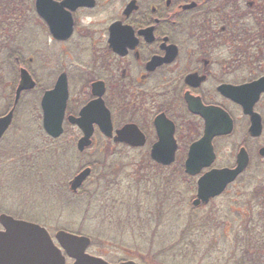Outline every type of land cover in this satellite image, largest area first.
I'll return each instance as SVG.
<instances>
[{
	"label": "flooded vegetation",
	"instance_id": "af4514ba",
	"mask_svg": "<svg viewBox=\"0 0 264 264\" xmlns=\"http://www.w3.org/2000/svg\"><path fill=\"white\" fill-rule=\"evenodd\" d=\"M0 65L2 69L18 71L14 82L8 83L5 97L3 96L7 104L0 117L11 111H14V116L13 124L4 134L0 145L7 139L21 113L18 106L24 100L23 96L38 91L39 97L36 100L41 108L45 92L56 90L59 79L64 74L68 99L63 134L57 139L49 137L52 141H62L71 135L65 143L69 147H77L84 131L71 118L79 119L84 108L91 102L100 99L103 101L110 112L113 136H106L100 127L95 126L91 147L104 156L98 161L102 165V190L106 188L110 175L106 165L118 156L113 152L108 153L106 149L139 153L140 156L134 157L130 165L140 162L160 166L164 170L180 165L176 179L185 177L189 150L202 139L206 130V120L190 111L188 99L197 100L205 107L221 108L234 121V131L230 135L218 136L213 141L216 161L212 168L203 171L200 176L190 178L195 185V197L191 202L195 210L208 208L244 175L230 184L220 196L211 199L209 204H193L197 198L198 180L214 168L235 167L238 153L245 147H240L234 166L216 165L220 160L218 142L230 138L239 128V119L234 116L232 108L240 111V118L247 122V128H243V132L245 131L248 139L264 141V110L261 109L264 105V93L254 106L255 112L261 116L263 133L259 138H253L249 133L250 116L244 114L240 105L226 98L219 90L224 85L241 86L264 77V0H0ZM40 66L49 67L52 71L49 88L41 93L42 87L33 73ZM22 69L32 74L37 85L32 90L22 92L16 102ZM248 70L252 71L251 77L245 72ZM23 103L24 101L22 105ZM41 112L43 116L42 108ZM34 113L35 110L29 112L31 116ZM159 122L167 129L170 123L174 126L173 137L177 150L175 162L170 166H164L152 157V149L159 142ZM127 126H133L142 133L145 138L143 146L135 147L114 140L117 132ZM263 146L264 143L259 147L258 153ZM183 149L186 150L184 159L179 154ZM247 152L250 156L249 170L252 160L249 151ZM92 164H84L81 169ZM87 182L74 193L76 196L87 193L83 190ZM180 187L177 182L178 189L166 192L162 195L163 198L162 192H159L158 204L153 214L155 221L137 222L141 226L144 224V228L153 235L148 239L151 246L144 250L145 253L123 250L120 253L118 242L112 247V240L104 245L92 239L87 254L103 259L108 264H169L176 261L174 258H181L183 255L194 259H211L212 254L216 256L212 263L215 264L217 253L211 252L217 251V248L208 246L205 253H202L198 247L193 253L176 254L165 252L168 251L167 248H154L160 239L169 245H180L189 236L197 239L199 242L196 243L199 245L208 242L215 247L220 240L216 237L219 233L205 231L201 227H219L222 228L221 231L232 229V223L168 219L169 214L166 212L170 213L171 210L180 213L184 197V189L180 190ZM145 192L142 191L140 196L145 195ZM141 208L142 212L138 213H143L144 207ZM159 215L163 220L161 222L157 221ZM256 225L253 222L242 224L249 227ZM190 227L195 229L189 230ZM166 229L176 230L167 234H170L169 241L161 237ZM222 233L228 234L226 231ZM207 234L214 237L210 241L200 239ZM232 234L233 232L231 236ZM230 240V245L248 242V239L236 237H231ZM249 240L259 243L264 238ZM103 248H107L108 252H102L100 249ZM245 248L246 252L242 253L244 259L264 250V247L254 244L246 245ZM238 249L239 246L226 255L228 264H236L234 260ZM208 252L211 254H207ZM257 255L259 260L260 257L264 258V253ZM261 260L257 264H264ZM74 263L75 260L67 258V264Z\"/></svg>",
	"mask_w": 264,
	"mask_h": 264
},
{
	"label": "rangeland",
	"instance_id": "374dc122",
	"mask_svg": "<svg viewBox=\"0 0 264 264\" xmlns=\"http://www.w3.org/2000/svg\"><path fill=\"white\" fill-rule=\"evenodd\" d=\"M245 72L248 74L247 76L251 77V70ZM15 73L17 76V70L2 69L0 65V115L5 111L7 104L3 96L7 91L8 83L14 80ZM33 73L42 87L40 93L44 89H48L52 76L51 69L40 66L33 70ZM36 97H39L38 91L23 96L24 103L22 105V101L18 106V109L21 108V113L7 139L3 140L0 145V214L8 213L19 219L37 222L46 227L52 234L63 228L76 234L89 236L97 243L104 245L112 240L113 243L110 241L112 247H115L113 246L116 245L115 242L119 243L116 247L120 253L123 251L145 253L144 250L151 246L148 239L152 238L153 235L147 228H144V224L141 226L137 222L146 221L150 215L154 214V209L158 204V196L154 192L159 194L161 191V196L169 192L170 188L167 182L172 185H177L179 182L180 190L182 188L185 190L186 186H195L194 180L190 179V182H186L185 177L181 178L183 180H177L178 165L172 166L167 171L153 166L152 169L155 172L151 170V165L145 163L136 162V165H130L134 161V157L140 156L135 151H109L106 149L108 153L113 152L118 155L112 162L115 164V169L122 170L119 173V185L116 192L115 194L112 193L114 196L111 201L115 205L110 206L102 200L92 204L89 199V192L76 196L70 190V182L84 164L97 163L104 156L94 148L80 154L76 146L69 147V144L65 143L71 135L62 141H52L42 128V112ZM261 109L264 110V105L261 106ZM31 110H35L34 116L29 114ZM232 110L234 116L239 119L237 122L239 128L230 138L218 142L220 160L216 165L234 166L240 147L245 146L252 159L250 169L223 197L213 201L208 208L195 210L191 203L195 194H188L186 197L184 191L182 205L179 209L180 213L171 210L170 213L166 212L167 215L169 214L168 219L172 221H176L175 218H177L178 221L186 222L192 216L202 220L204 217L210 216L215 219L214 221L232 223L233 230H225L228 234L222 233L225 231H216L219 233L216 237L220 240L215 247L219 250V252L217 251V258L214 259L215 264L229 263L225 260L226 255L228 256L230 250H234L236 247L235 244L230 245V239L231 237L235 238V233L237 235V232L244 229L241 226L243 223H247L245 221L250 215L249 208L246 209L248 205L243 206L242 204L256 196L257 191L261 192L264 189V160L258 153L259 147L264 141H250L245 131L243 132V128H247V122L240 118V111L234 108ZM179 154L184 159L186 150H181ZM156 175L160 180L155 188L152 186L151 179L157 177ZM95 180V174H92L83 190L95 191ZM145 188L149 190L151 196L144 198L145 203L139 202L141 193L139 194L138 191ZM137 206L144 207L143 213H138ZM174 231L176 230L166 229L163 232L164 236L161 237L169 241L171 240L168 239L170 234H167ZM232 232L233 236H231ZM252 232L258 236L256 239L261 240L258 232L255 230ZM101 240H105V242ZM259 243L263 246L264 240L259 241ZM200 246L201 252L205 253V250L208 249V242ZM245 246L244 244L239 245L236 252L237 264H243L241 258L242 253L246 252ZM157 247L161 250L171 248L173 245L166 244L163 239H160L154 245V248ZM100 250L104 253L108 252L107 248ZM211 253H216V250ZM211 253L208 252L207 254ZM211 257V259L199 257L194 259L183 255L181 258H174L176 261L169 264H212L213 258L216 256L211 254Z\"/></svg>",
	"mask_w": 264,
	"mask_h": 264
},
{
	"label": "water",
	"instance_id": "95a60500",
	"mask_svg": "<svg viewBox=\"0 0 264 264\" xmlns=\"http://www.w3.org/2000/svg\"><path fill=\"white\" fill-rule=\"evenodd\" d=\"M36 82L27 70L21 71V83L17 91V100L24 90L32 89ZM226 98L243 108L244 114L250 116L249 133L252 137H260L263 133L261 116L255 112L254 106L264 93V77L241 86L224 85L219 89ZM68 99L66 75H62L56 90L47 91L42 100L43 126L52 137L58 138L63 133V120L65 117ZM190 111L201 115L206 120V130L202 139L194 143L188 154L185 170L190 176H197L203 170L210 168L215 160L216 153L213 141L218 136L230 135L234 130V121L223 109L218 107H205L197 100L188 99ZM13 112L0 118V139L11 125ZM164 118V116H162ZM83 131L78 150L84 152L92 144L95 125L103 133L113 136V126L109 110L103 101L91 102L84 108L79 119L71 118ZM160 121V120H159ZM165 123L166 119L164 118ZM170 123V122H168ZM158 124L159 142L152 149L155 161L170 166L175 162L177 150L174 140V126ZM133 126H127L117 132L116 142L127 143L132 146H143L145 138ZM264 157V147L260 149ZM250 163V157L245 148H242L237 157L234 168L212 169L205 173L198 181L197 198L194 205L208 204L212 198L220 196L229 184L244 173ZM91 175V168L82 170L71 182V189L77 191ZM0 224L5 228L0 231V264H66V256L76 259L75 264H107L99 258L86 255V249L91 244V239L86 236L75 235L66 231H58L56 240L61 248L56 246L47 229L39 224L16 220L6 214L0 215Z\"/></svg>",
	"mask_w": 264,
	"mask_h": 264
},
{
	"label": "trees",
	"instance_id": "16d2710c",
	"mask_svg": "<svg viewBox=\"0 0 264 264\" xmlns=\"http://www.w3.org/2000/svg\"><path fill=\"white\" fill-rule=\"evenodd\" d=\"M93 165H94V174H95V179L96 180H95V191L92 190V192H91L90 189L87 190V192H89V199H90V201L92 202V204H94L95 202H99V201L102 200L103 202L108 203L110 206H114L115 204L111 201L112 198H113V196H114V195H112V193L115 194V192H116V188L119 185V183H118L119 173L122 172V170L115 169V164L113 162H110L108 165H106L107 166V170L109 171V174L110 175L108 176V182H107L106 188L104 190H102V189H100V182H101V179H102L100 177V175H101L100 172H101L102 165L100 163H98V162L97 163H94ZM153 166L154 165H152L151 170L152 171H155L154 169H152ZM178 166L180 168V165H178ZM155 167H157V168H159L161 170H164V168H161L160 166H155ZM183 169L184 168L182 167V172H183ZM156 176L157 177H154V178L151 179L152 180L151 183L153 182L152 183V186L155 187V188H156L157 182L160 180L158 178V175H156ZM120 177H121V175H120ZM136 177L138 178V174L137 173H136ZM185 178H186L185 179L186 182H190L189 180H190L191 177H189V176H187L185 174ZM113 181H114V183H113ZM161 183H163V181H161ZM116 185H117V187L115 188ZM167 185L170 188L169 191H176L178 189L177 188V185L172 186V184L169 183V182H167ZM257 189L258 188L256 187V190ZM144 190L146 191L145 192L146 194L143 195V196H141L139 202L140 201H143L145 203L144 198L146 196H151V195H150L149 190H146V188L145 189H142V190L139 189V191H141V192L144 191ZM139 191H138V193L140 194L141 192H139ZM184 191H185L186 197H187L188 194L191 195V194L194 193L195 186H193V185H190L189 187L186 186V189ZM154 193H156V195L158 196V193L156 191ZM255 195L256 196H254L251 200H248L247 203L244 202L242 205L243 206L248 205L247 207L249 209L248 208H246V209H248V212L250 213L249 218H247V220L245 222H247V223L253 222V223L257 224V225L254 226V227L241 226V228H244V229L241 230L242 233L239 232L237 235L235 233V236L238 239H243V238L248 239V242H244V241L238 242V243L235 244L236 247L239 246L240 244H244V245H247V246H249L251 244H254V245H257V246L264 247V245L262 246L258 242H251V240H249V239L255 240L258 237L256 235V233H253L252 232V230H255L256 232H258L260 238L261 237L264 238V189L261 192H258L257 191L255 193ZM169 198H173V197H169ZM170 204L172 205V203H170ZM104 207H106V206H104ZM139 208H140V210H139ZM136 209H137L138 212H142L141 211V209H142L141 207L137 206ZM155 220L156 219L154 218V215H150L149 219H147L146 221L147 222H151V221H155ZM214 220L215 219H213L210 216H206L202 220L197 219V217H195V216H192L186 222H198V221H200V222H206V223L207 222L224 223V222H219V221H214ZM216 220H218V219H216ZM157 221L158 222L163 221L161 219L160 215H159V219H157ZM201 228L202 229H205V231H208L209 230V232L210 231H218V230L221 231V229H222V228H219V227H216L217 229L210 228V227H201ZM193 229H195V228L194 227H190L189 230H193ZM247 232L249 234H246ZM213 237H214L213 235L207 234V235H204V237L201 236L200 239H202V240L205 239L204 241H210V239H212ZM196 242H199V241H197V239H195L193 236H189V237H186L185 242L183 244L173 245V247L168 248V251H165V252H168V253H193V252H196V249H198V247H199V249L201 247ZM208 246L211 247V248H214V249L216 247V246L214 247L213 244H208ZM217 251L219 252L218 249H217ZM217 251H216V253H217ZM257 252H255L256 255H254V256H250V257L245 258V259L244 258H241V262L243 264H247V262H251L252 264L253 263L257 264V263L260 262L261 259H262L261 262H264V258L263 257H260V260L257 259V256H258L257 254H261V253L263 254L264 253V250L261 251V252H259V253H257ZM234 261L237 262V259H235Z\"/></svg>",
	"mask_w": 264,
	"mask_h": 264
}]
</instances>
